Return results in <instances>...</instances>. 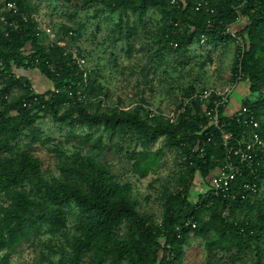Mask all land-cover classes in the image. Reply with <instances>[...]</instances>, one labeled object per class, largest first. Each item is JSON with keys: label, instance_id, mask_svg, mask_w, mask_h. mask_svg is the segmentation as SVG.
<instances>
[{"label": "trees", "instance_id": "obj_1", "mask_svg": "<svg viewBox=\"0 0 264 264\" xmlns=\"http://www.w3.org/2000/svg\"><path fill=\"white\" fill-rule=\"evenodd\" d=\"M58 1L84 11L93 7L75 29L60 27L66 36L63 46L58 45L64 42L62 37L54 34L51 41L39 28L33 0H0V19L7 22L0 20V264H11L16 249L32 244L44 228L54 233L66 229L63 211L67 206L75 210L74 235L65 238L68 256L60 255L55 262L48 259L47 264H181L189 239L204 238L206 232L217 235L222 252L234 250L237 259L246 253L259 258L264 205L255 200L264 184V165L255 193L245 200L210 195L208 187L210 175L226 161L222 133H230V145H234L248 133L241 119L252 115L258 122L253 130L264 138V0ZM150 10L159 16L152 31L145 22ZM101 15L112 17L113 43L124 40L129 44L137 25L146 29L143 34L149 45L140 50L147 51L148 61L154 64L168 52L184 56L190 45L203 40L234 43L229 93L219 111L218 129L208 126L206 112L211 103L190 99L194 92L210 89H197L194 81L182 88L173 110L182 111L174 121L158 111L143 113L140 107L104 106L87 64L86 68L77 65L72 53L85 57L71 47L87 23ZM130 51L131 46L127 56ZM27 72L38 73L50 87L36 89ZM241 83L247 84L248 95L240 98L236 112L226 113L231 93ZM44 118L69 130L95 129L84 135L67 133V138L87 149L83 152L76 146L71 159L59 165L58 176L49 180L42 175L43 163L34 146L49 142L35 127ZM97 130L112 137L114 153L123 156L136 179L155 174L166 154H175L178 171L161 186L159 222L138 209L130 183L99 159L103 149ZM21 138L29 140L24 147L18 144ZM158 140L162 144L155 149ZM195 175L207 187L191 203L187 197ZM203 213L208 219L202 223ZM205 248L212 253V245L206 243Z\"/></svg>", "mask_w": 264, "mask_h": 264}, {"label": "rangeland", "instance_id": "obj_2", "mask_svg": "<svg viewBox=\"0 0 264 264\" xmlns=\"http://www.w3.org/2000/svg\"><path fill=\"white\" fill-rule=\"evenodd\" d=\"M78 1L83 0H71L73 3ZM33 5L38 9L41 23L49 27L56 37H62L64 44L66 36L61 33L60 27L64 25L75 29L85 14L93 11V7L84 11L75 6L68 7L66 3L58 0H33ZM75 11L77 13L72 17L71 14ZM111 18H104V15H101L96 20L89 21L77 43L71 45L79 49L85 57L91 78L100 87V99L104 106L118 105L126 109L140 107L143 113L146 110L149 112L155 110L169 115L175 110L178 99L182 95V88L190 82H196L197 89H226L229 86L230 69L235 53L234 43H222L218 42L219 40L209 43L203 40L201 43L190 45L188 53L184 56L177 57V54L168 52L158 64H154L148 61L147 51L140 50L146 48L145 45L148 42L147 39L145 40L142 26L137 25L136 36L130 39L129 44L124 40L113 43ZM158 19L157 13L150 10L145 18L148 29L154 30ZM67 40L69 42V39ZM129 45L131 51L127 56ZM237 88L231 93L225 109L226 113L234 111L240 103V98L248 95L247 84L241 83ZM262 93L264 95V89ZM35 127L40 131L42 139H49L45 145L39 142L34 145L35 153L43 163L42 175L46 180L58 176L59 165L71 159L76 146L78 149H84L83 152L87 149H85L87 146H81L74 139L67 138V133L71 131L84 135L95 131V129L85 130L81 127L69 130L53 123L49 118L37 120ZM97 133L102 137L103 149L99 159L110 163L119 178L130 183L132 194L139 202L138 209L159 222L162 216L161 202L158 200L161 186L166 179L172 180L178 171L175 154L168 152L155 174L148 175L144 179H136L130 173L123 156L114 153L111 145L112 137L100 130H97ZM28 141L21 138L18 144L24 147ZM161 144V140H158L153 148L156 149ZM206 187L205 181L199 175H195L187 199L195 203L198 195L202 194ZM255 201L264 205V184ZM63 212L67 217L66 229L54 233L51 229L44 228L39 238L32 244L23 243L16 249L10 257L11 264H47L48 259L55 262L60 255L67 257L69 249L65 245V238L74 235L75 210L73 206H67ZM207 219V213H203L202 223L207 222ZM233 219L234 217L230 218V220ZM206 243L213 246L211 254L205 248ZM259 250L261 252L259 258L255 256V253H246L237 259L234 250L231 253L220 251L217 235L206 232L204 238L189 239V244L184 247L181 264H256L257 262L264 264V241L259 246ZM213 254H215L214 260L210 262Z\"/></svg>", "mask_w": 264, "mask_h": 264}, {"label": "built area", "instance_id": "obj_3", "mask_svg": "<svg viewBox=\"0 0 264 264\" xmlns=\"http://www.w3.org/2000/svg\"><path fill=\"white\" fill-rule=\"evenodd\" d=\"M11 9V5H8ZM37 18V17H36ZM21 19L26 20V15L22 14ZM4 24H7L3 18L0 19ZM37 22L39 28L45 31L49 39L53 41L55 38L54 33L49 27L44 26L41 23L40 17ZM12 26V24H8ZM43 25V26H42ZM16 28V26H14ZM59 46H63L64 43L58 42ZM72 60L77 65L84 66L86 68V61L84 58H77L75 51L72 53ZM2 60L0 58V65ZM86 80L84 79V83ZM215 95V98L211 97V94ZM229 93V87L224 90L214 91L205 89L203 91H197L190 95V99L199 100V102L207 101L211 103V107L206 112L208 119V126H212L218 129L219 126V111L224 106ZM77 95L81 94V91H77ZM32 102H37V98L34 97ZM150 115L158 114L155 110H150ZM178 112H171L164 117L174 121ZM242 116L241 112L237 114ZM242 124L245 126L248 133L244 132L239 139L235 141L234 145H230L231 134L222 133L221 140L223 145L227 148V157L224 165L213 172L209 177V193L213 196H224L226 198L245 200L248 196L253 195L257 188V177L261 165H264V138H262L253 129L258 128V122L255 121L252 115H248L247 118L241 119ZM240 178V179H239ZM239 180V181H238ZM193 226V225H192Z\"/></svg>", "mask_w": 264, "mask_h": 264}, {"label": "crops", "instance_id": "obj_4", "mask_svg": "<svg viewBox=\"0 0 264 264\" xmlns=\"http://www.w3.org/2000/svg\"><path fill=\"white\" fill-rule=\"evenodd\" d=\"M28 75V77L31 79V82H33V85L36 87V89H47L50 87V84L47 80H45L42 76H40L38 73L35 72H27L26 73ZM240 107V103L237 104V107L235 108L234 111L229 112V114H233L234 112H236Z\"/></svg>", "mask_w": 264, "mask_h": 264}]
</instances>
